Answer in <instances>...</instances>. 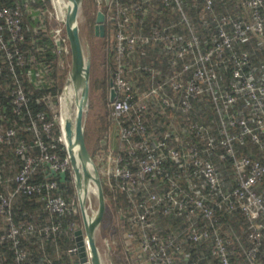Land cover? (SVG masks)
<instances>
[{
  "label": "built area",
  "instance_id": "1",
  "mask_svg": "<svg viewBox=\"0 0 264 264\" xmlns=\"http://www.w3.org/2000/svg\"><path fill=\"white\" fill-rule=\"evenodd\" d=\"M46 2L0 3V78L5 68L15 75L11 106L16 114L29 101L16 64L22 65L30 55L15 42L28 39L25 28L34 26L36 4H45L44 19H54L51 38L60 72L67 77L65 89L71 81L67 4ZM216 2L203 0L201 22L214 24L206 37L191 16L189 7L197 6L191 0H96L97 8H106L116 20L117 64L111 76L117 96L112 101L113 128L105 136L112 147L101 152L109 201H123L116 211L119 232L110 242L112 248L122 247L123 264H233L237 249L244 250L251 264H264L259 257L264 187L258 191L264 184V0H239L241 14L217 13ZM159 3L170 7V14L160 11ZM159 13L170 18L159 22ZM132 60L136 78L126 75ZM65 89L52 118L46 110L31 116L27 128L34 135L32 144L19 137L15 126L0 120V144H14L22 157L14 185L0 190V213L7 223L0 230V242L12 241L17 264L27 255L21 235L37 228L16 217L18 195L43 196L52 214L82 216L78 193L72 199L54 193L59 187L55 176L73 170L60 111ZM195 109L197 119L192 117ZM159 114L166 124L154 128L149 121ZM238 146L251 154H239ZM215 157L230 159L233 175L226 177ZM37 174L43 179L36 180ZM222 209L246 215L250 245L245 246L237 228L223 226L218 215ZM201 218L209 228L200 225ZM80 227L77 220L66 226L57 220L41 230L48 235L65 229L76 239ZM69 252L78 253L77 244Z\"/></svg>",
  "mask_w": 264,
  "mask_h": 264
},
{
  "label": "trees",
  "instance_id": "2",
  "mask_svg": "<svg viewBox=\"0 0 264 264\" xmlns=\"http://www.w3.org/2000/svg\"><path fill=\"white\" fill-rule=\"evenodd\" d=\"M4 0H0V3ZM196 3V7L191 8V16L195 19L197 24V29L201 35L206 37L214 29V24L204 25L201 22L200 14L203 11V0H191ZM83 2L95 3V10L97 11L96 0H83ZM49 3V0L46 2ZM158 4V3H157ZM160 11L164 13L171 12L170 7L159 3ZM104 11L107 13V21L105 22L106 33L105 39L108 42V49L106 55V62L108 64V71L104 76L95 80V87L102 88L104 94V104L107 106L108 112V123L111 122V112H112V101L109 98L110 89V76L112 70L116 67L117 61L115 58V48H114V28H115V17L108 14L106 8ZM216 12L217 13H233L241 14L243 9L240 6L239 0H217L216 2ZM161 13L157 16L159 22L166 21L169 17L164 16ZM96 20V13H95ZM92 27V31L95 32V21ZM152 24V21H151ZM44 29V28H39ZM28 39L26 41H16L18 45H21L25 53L29 54V59L22 65L16 64V71L21 77V81L26 94L29 96V101L24 107L21 114H16L12 110L11 106V90L16 83L15 75L8 69L5 68L4 73L0 78V120L7 124L13 125L18 130L19 137L25 139L32 144L34 135L32 131L28 130L27 126L30 122V118L39 110H46L49 117H53L57 111V100L58 95L61 91V84L59 83V55L54 47L52 38H49L45 30L37 33L36 35L31 34V30L25 28ZM158 49V47H157ZM135 60L129 65V69L126 75L137 77L135 69ZM38 71V75L33 73ZM139 84V82H138ZM157 110H153L156 113ZM157 114V113H156ZM192 117L195 119L199 118L197 109L192 113ZM150 125L154 128L160 127L166 124V120L162 118V115L154 116L150 121ZM55 129H58L55 126ZM87 140V133H86ZM88 143V140H87ZM249 147V146H248ZM32 149L36 150L34 146ZM237 151L239 154H251L249 149L246 147L238 146ZM65 154L64 150L61 152ZM255 151L253 155H257ZM215 162L221 167V172L226 175H233V171L230 168V159H219L215 157ZM22 164V157L15 152L14 144H0V174L2 180L0 181V190H6L8 187L13 186L14 181L12 178L18 172ZM43 169V168H42ZM222 174V175H223ZM229 177V176H228ZM55 178L59 182V187L54 191V193L63 194L69 199L76 198V184L74 179L73 170L70 169L64 174L56 175ZM43 176L40 174L36 175V180H42ZM264 184L258 186V191H262ZM109 191L105 190V195ZM264 197V194H263ZM44 198L41 195H28L20 194L15 198L14 201V212L18 220L22 221L26 226L34 223L37 228L34 230H27L21 235V244L26 248L27 255L23 264H75L79 262L78 253L69 252V248L76 245V239L73 238L65 229L62 232L45 234L41 227L48 222H54L57 220L63 221V225L66 226L69 222L77 220L79 225L82 224V216L78 214H52L44 206ZM113 210L118 211L123 206L122 202L111 201ZM112 208L107 206L106 213L103 219L105 221L110 220V214ZM219 218L224 227H234L237 228L242 235V240L245 246L250 245L247 241V233L250 229V223L246 215L240 211H228L222 209L218 212ZM200 225L203 228H209L210 224L205 219H200ZM123 223V218L121 219ZM7 227V223L4 215L0 213V230ZM114 233H112L113 235ZM12 241L8 240L5 242H0V264H17L16 255L14 250L11 248ZM193 249L197 250L199 245H195ZM202 251H205L203 248ZM260 260L264 258V238L262 248L259 252ZM116 263L120 260L115 259ZM233 264H251L249 257L245 254L244 250L237 249L236 253L232 256ZM203 264H207L204 262Z\"/></svg>",
  "mask_w": 264,
  "mask_h": 264
},
{
  "label": "water",
  "instance_id": "3",
  "mask_svg": "<svg viewBox=\"0 0 264 264\" xmlns=\"http://www.w3.org/2000/svg\"><path fill=\"white\" fill-rule=\"evenodd\" d=\"M65 29L71 48V81L74 87L80 89V99L77 103V113L74 118L65 121V131L68 140V151L71 157L77 193L82 210L83 227L76 230L78 246V264H103L101 252L96 239V231L102 224L107 199L101 172L86 140L85 115L90 105V71L91 60L86 56L81 37L79 15L83 0H67ZM95 33L105 35L106 14L98 10L95 20ZM117 96L114 78L110 76L109 98L113 101ZM89 181H94L97 187L98 209L94 216L87 213L85 198L81 191L86 190ZM90 260V262L88 261Z\"/></svg>",
  "mask_w": 264,
  "mask_h": 264
},
{
  "label": "rangeland",
  "instance_id": "4",
  "mask_svg": "<svg viewBox=\"0 0 264 264\" xmlns=\"http://www.w3.org/2000/svg\"><path fill=\"white\" fill-rule=\"evenodd\" d=\"M47 5V4H46ZM49 7V5H47ZM46 6V7H47ZM33 16L34 19L32 23L31 34L36 35L39 33V28H44L48 31V34L51 35V26L54 24V19H44L41 16V12L47 13L45 9V4H36L33 7ZM95 3L90 2H83L81 5L80 15H79V25H80V32L81 37L85 49L86 56L91 60V71H90V105L88 106L87 113L85 115V128L87 133V140L88 146L93 154L94 160L99 167L101 172L102 180L106 183L108 177L105 175V170L103 164L105 163V158L103 156V151L101 152V148H98L99 143L103 145V148L106 152L112 147L108 142H105V136L108 132H111L113 125H112V117L111 122L108 123V112L107 106L104 104V94L102 88L95 87V80L104 76L106 73H109L108 64L106 62V55L108 49V42L105 39V35H97L94 31H92V27L94 25L95 20ZM31 20V19H29ZM107 21V19H106ZM44 29H41L43 31ZM106 33V27H105ZM59 83L61 84V93L65 89V85L67 83V77L64 76L60 72L59 69ZM60 93V94H61ZM63 106L61 104L60 111L62 112ZM103 139V140H102ZM105 143L107 144L106 146ZM110 145V146H108ZM88 185L94 187L95 182L89 181ZM89 186V187H90ZM77 190V189H76ZM105 190L108 191V187H105ZM77 193V192H76ZM107 193V192H106ZM79 197V196H78ZM107 197V206H111L112 210L110 214L114 213L110 218V220L105 221L104 223L99 225L96 231V239L97 243L100 248L101 257L103 260V264H117L116 258L120 260L118 264L126 263L123 259L124 252L122 247H114L110 246L111 242V235L112 233H118V218L116 215V211L113 210L112 204L109 201L108 193L106 194ZM79 200V199H78ZM86 210L87 213L91 216H94L98 209V197L95 192H91L85 198ZM97 206V207H96ZM83 227V220L82 224L80 225Z\"/></svg>",
  "mask_w": 264,
  "mask_h": 264
},
{
  "label": "bare ground",
  "instance_id": "5",
  "mask_svg": "<svg viewBox=\"0 0 264 264\" xmlns=\"http://www.w3.org/2000/svg\"><path fill=\"white\" fill-rule=\"evenodd\" d=\"M60 4L65 5L68 3L67 0H59ZM80 99V89L77 90L72 83H68L66 86V89L61 97V104L63 106L62 112H61V121L65 123V121L68 118H74L77 113V103ZM65 143L67 142L66 135L64 136ZM88 185L86 190L81 191V196L83 198H86L91 192H95L97 195V187L96 184L94 187ZM86 201V200H85ZM87 204V203H86ZM97 207V206H96Z\"/></svg>",
  "mask_w": 264,
  "mask_h": 264
},
{
  "label": "crops",
  "instance_id": "6",
  "mask_svg": "<svg viewBox=\"0 0 264 264\" xmlns=\"http://www.w3.org/2000/svg\"><path fill=\"white\" fill-rule=\"evenodd\" d=\"M31 19H32V16L30 17ZM52 27V26H51ZM45 30V32H43V33H46L47 35H48V37L49 38H51V35H50V33L48 34V31L46 30V29H44ZM40 32H41V30H39ZM103 140V139H102ZM106 140V139H105ZM106 142V141H105ZM107 144L105 143V145L104 146H106ZM109 146V145H108ZM98 148L100 149L101 148V150H104L103 149V145L101 144V142L99 143V145H98Z\"/></svg>",
  "mask_w": 264,
  "mask_h": 264
},
{
  "label": "clouds",
  "instance_id": "7",
  "mask_svg": "<svg viewBox=\"0 0 264 264\" xmlns=\"http://www.w3.org/2000/svg\"><path fill=\"white\" fill-rule=\"evenodd\" d=\"M74 173V172H73ZM74 179H75V177H74ZM77 191V190H76ZM83 220V219H82Z\"/></svg>",
  "mask_w": 264,
  "mask_h": 264
}]
</instances>
